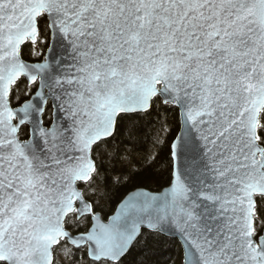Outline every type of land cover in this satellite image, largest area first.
I'll return each instance as SVG.
<instances>
[{
    "label": "snow or ice",
    "instance_id": "6c2138e0",
    "mask_svg": "<svg viewBox=\"0 0 264 264\" xmlns=\"http://www.w3.org/2000/svg\"><path fill=\"white\" fill-rule=\"evenodd\" d=\"M165 151L161 190L118 195ZM160 237L264 264V0H0V264H147Z\"/></svg>",
    "mask_w": 264,
    "mask_h": 264
},
{
    "label": "trees",
    "instance_id": "16d2710c",
    "mask_svg": "<svg viewBox=\"0 0 264 264\" xmlns=\"http://www.w3.org/2000/svg\"><path fill=\"white\" fill-rule=\"evenodd\" d=\"M170 122H174V116L169 113ZM157 127L154 118L152 123L144 122L143 137L141 142L136 146V150L133 155L136 159H139L141 154H150L156 151L152 139L154 135V129ZM165 153H162L160 158L150 168L142 171L141 176L134 179L127 188L120 189L118 195H122L128 190H131L137 186L146 187L152 190H160L164 186L165 176L167 172L166 165L163 163ZM105 203V211L110 215L115 209V203ZM144 256L141 247H134L133 252L128 257L129 264H136V262ZM57 260L58 259L57 256ZM62 264H67V262ZM147 264H180L179 245L175 240L167 237H160L152 244L151 250L147 254Z\"/></svg>",
    "mask_w": 264,
    "mask_h": 264
},
{
    "label": "rangeland",
    "instance_id": "374dc122",
    "mask_svg": "<svg viewBox=\"0 0 264 264\" xmlns=\"http://www.w3.org/2000/svg\"><path fill=\"white\" fill-rule=\"evenodd\" d=\"M57 256H58V259H59L61 262H63V263L67 262V258L64 257L63 253H58Z\"/></svg>",
    "mask_w": 264,
    "mask_h": 264
},
{
    "label": "water",
    "instance_id": "95a60500",
    "mask_svg": "<svg viewBox=\"0 0 264 264\" xmlns=\"http://www.w3.org/2000/svg\"><path fill=\"white\" fill-rule=\"evenodd\" d=\"M141 187V186H140ZM143 188H145V189H147V190H151V191H159V190H152V189H149V188H146V187H143ZM134 189V188H133ZM133 189H131V190H133ZM161 190V189H160ZM114 211H115V209H114ZM114 211L111 213V214H113L114 213ZM110 214V215H111Z\"/></svg>",
    "mask_w": 264,
    "mask_h": 264
}]
</instances>
